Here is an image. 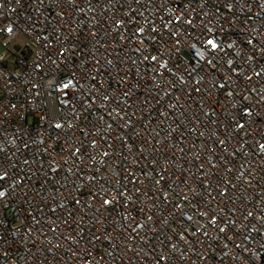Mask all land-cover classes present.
Segmentation results:
<instances>
[{
  "label": "built area",
  "instance_id": "2783aa9c",
  "mask_svg": "<svg viewBox=\"0 0 264 264\" xmlns=\"http://www.w3.org/2000/svg\"><path fill=\"white\" fill-rule=\"evenodd\" d=\"M0 264H264V0H0Z\"/></svg>",
  "mask_w": 264,
  "mask_h": 264
},
{
  "label": "snow or ice",
  "instance_id": "6c2138e0",
  "mask_svg": "<svg viewBox=\"0 0 264 264\" xmlns=\"http://www.w3.org/2000/svg\"><path fill=\"white\" fill-rule=\"evenodd\" d=\"M209 43H212V41H209Z\"/></svg>",
  "mask_w": 264,
  "mask_h": 264
}]
</instances>
